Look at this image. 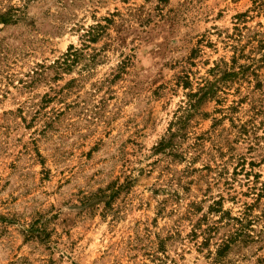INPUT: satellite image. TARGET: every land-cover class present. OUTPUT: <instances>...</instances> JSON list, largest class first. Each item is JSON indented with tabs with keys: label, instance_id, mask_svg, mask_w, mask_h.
I'll use <instances>...</instances> for the list:
<instances>
[{
	"label": "rangeland",
	"instance_id": "rangeland-1",
	"mask_svg": "<svg viewBox=\"0 0 264 264\" xmlns=\"http://www.w3.org/2000/svg\"><path fill=\"white\" fill-rule=\"evenodd\" d=\"M10 10L0 264H264V0H0ZM209 92L159 152L188 95Z\"/></svg>",
	"mask_w": 264,
	"mask_h": 264
},
{
	"label": "trees",
	"instance_id": "trees-1",
	"mask_svg": "<svg viewBox=\"0 0 264 264\" xmlns=\"http://www.w3.org/2000/svg\"><path fill=\"white\" fill-rule=\"evenodd\" d=\"M12 13L13 12L10 10L9 12L2 14L0 16V22H3L4 24H6L8 22H11ZM242 16L245 17L247 15H242ZM242 16H239V18L242 17ZM100 28H101V26L96 27V28H91L90 31H87V33L84 35V41H86V43H90V42L94 43L97 40V38L99 37V34L97 33V30H99ZM254 42H256L257 51L261 54V59L259 60V63L264 64V36H262V39H260V40L254 39ZM254 49H256V48H254ZM229 75H231V77H233V76L234 77H238L239 73L232 72ZM188 97L190 98V101H188V103L186 104L187 107L185 109L182 108V112H183L184 116L182 115L180 118L177 117L178 121L176 123L172 124V128L170 127V130H169L168 138L162 140V142L159 144V146L157 148V150L159 152H166L167 150L173 151V149H174L173 139L176 137L177 132L180 133L181 126H184V124H185L184 123L185 122V119H184L185 118V114H191L192 112H197L199 107L202 105L201 103L203 101H205L208 97H209V99L213 100L216 96H215V92L214 93H210L209 92L208 95H207V93H205L204 94L205 98L200 97L196 102H192V96L191 95H188ZM173 126L176 127V129H175L176 133L173 132ZM231 236H237L239 238H243L244 239L246 237V234L244 232L243 226L241 227V225H240V228L239 227L236 228V230H234L232 232ZM223 243L225 245V248H230V244L232 243V241H230L228 239L226 242L224 241ZM224 245H223V247H224Z\"/></svg>",
	"mask_w": 264,
	"mask_h": 264
}]
</instances>
